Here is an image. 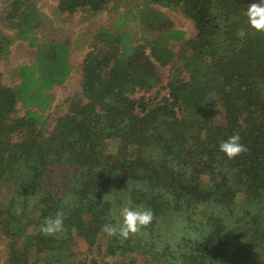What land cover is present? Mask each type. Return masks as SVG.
<instances>
[{"label": "trees", "instance_id": "1", "mask_svg": "<svg viewBox=\"0 0 264 264\" xmlns=\"http://www.w3.org/2000/svg\"><path fill=\"white\" fill-rule=\"evenodd\" d=\"M136 2L125 13L132 30L123 13L96 31L81 91L52 126L51 91L74 68L69 42L41 36L37 0L3 2L0 62L16 41L37 50L14 86L0 70V226L11 244L24 242L4 264H31L33 250L41 264H136V252L144 264H264V30L245 16L258 0H58L56 9L96 15ZM217 105L223 124L210 118ZM235 134L244 150L229 158L219 143ZM54 163L76 168L65 190L47 182ZM129 200L152 221L108 236L103 225ZM56 214L62 230L43 233ZM81 237L88 248L75 250Z\"/></svg>", "mask_w": 264, "mask_h": 264}, {"label": "rangeland", "instance_id": "2", "mask_svg": "<svg viewBox=\"0 0 264 264\" xmlns=\"http://www.w3.org/2000/svg\"><path fill=\"white\" fill-rule=\"evenodd\" d=\"M5 0H0V10L3 6ZM58 0H37V4L41 9L44 17L46 18V28L40 35L50 38H57L61 42H69L71 49L70 62L74 65V68L66 80L65 84L62 86H55L51 91L56 95L53 105L45 113L48 123L52 126L55 123V118L59 115L64 114L68 110V102L66 98L72 96L74 93L81 91V67L83 61L91 50V44L93 43L94 36L97 30L104 26H111L121 14H125L129 8L134 10L139 9L138 2L128 5H121L117 8L113 7V4L107 8L105 11L97 13L96 15H90L88 13H83L79 11L73 15L60 14L58 13L57 7ZM161 10L165 11L173 20L177 28L185 31L187 37H192L195 33V27L192 21L187 18L183 13L178 10H173L169 8H162L158 6ZM123 21L128 23L130 30L135 27L134 22L130 17L125 14ZM7 34H11L10 30H4ZM37 54L35 48H31L28 43L23 41H16L11 45L9 53L1 60L0 70L2 71V79L5 84L14 86L18 80L15 74V69L23 64H29L33 62ZM170 68L162 67L161 72L163 75V86L167 82V77L169 75ZM155 92V91H154ZM166 90H162V94H166ZM20 110V113L22 114ZM226 116L220 105H217L211 113V120L217 124L225 123L224 117ZM76 168L70 165H60L57 163L51 164L48 167L47 172V182L50 187H54L60 190H65L70 187V179L66 177V174H71ZM14 247L16 250L21 252L24 249L23 240H19L16 245L11 244V238L3 233L0 226V264H4L5 260L11 252H13ZM73 247L75 250L88 248L87 243L81 237L75 240ZM93 255L99 253L95 246L92 248ZM135 256L138 260L136 264H144V256L139 253H132L130 255ZM112 257H107L110 260ZM42 256L35 254L34 250L29 253V262L31 264H41L40 261ZM39 260V261H38ZM41 262V263H40Z\"/></svg>", "mask_w": 264, "mask_h": 264}, {"label": "clouds", "instance_id": "3", "mask_svg": "<svg viewBox=\"0 0 264 264\" xmlns=\"http://www.w3.org/2000/svg\"><path fill=\"white\" fill-rule=\"evenodd\" d=\"M247 22L257 30H264V0L251 3L245 11ZM219 150L232 158L244 150V145L240 143L238 134L221 140ZM112 215L116 223H106L103 231L108 236L119 235L128 238L130 234L138 232L143 226L148 225L153 219L152 210L146 207L134 205L130 200L126 201L122 207L114 208ZM63 216L56 214L45 219L41 226V231L45 234H55L62 230Z\"/></svg>", "mask_w": 264, "mask_h": 264}]
</instances>
